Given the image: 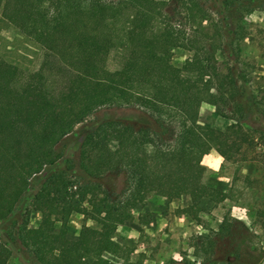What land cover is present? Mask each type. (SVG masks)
Segmentation results:
<instances>
[{
  "label": "trees",
  "instance_id": "trees-1",
  "mask_svg": "<svg viewBox=\"0 0 264 264\" xmlns=\"http://www.w3.org/2000/svg\"><path fill=\"white\" fill-rule=\"evenodd\" d=\"M255 8L264 0H0L2 19L50 59L24 72L0 57V264H89L91 250L124 259L115 230L153 193L188 196L193 218L203 199H228L202 160L257 162L247 151L264 145V98L240 68ZM117 48L127 58L110 71ZM175 48L191 51L182 67ZM199 103L228 128L198 124ZM74 213L99 228L70 239Z\"/></svg>",
  "mask_w": 264,
  "mask_h": 264
},
{
  "label": "rangeland",
  "instance_id": "rangeland-1",
  "mask_svg": "<svg viewBox=\"0 0 264 264\" xmlns=\"http://www.w3.org/2000/svg\"><path fill=\"white\" fill-rule=\"evenodd\" d=\"M195 14L199 22L202 13L195 11ZM244 20L250 34L242 44L240 68L247 87L260 101L264 98V10L255 8ZM190 56L191 51L175 48L172 63L182 67ZM0 57L24 72H35L50 60L42 48L5 22L1 12ZM126 58L124 48L113 50L107 68L120 70ZM220 60L224 66L232 65L222 57ZM229 111L234 113L232 107ZM261 154L264 156V145L259 143L253 151H247L248 157H256L257 162L223 165L221 175L231 183L224 202L211 204L193 218L183 211L187 208V199L170 201L165 194L155 192L143 205L133 206L132 218L115 230L114 239L126 248V258L106 254L99 259L91 250L84 260L89 264H264V158ZM245 163L252 164L253 169L245 167ZM211 175L206 173V182ZM39 224L40 214L34 211L28 226L36 230ZM84 225L99 228L83 215L72 214L68 237L76 240ZM60 227L56 225V232ZM8 264L21 263L12 258Z\"/></svg>",
  "mask_w": 264,
  "mask_h": 264
},
{
  "label": "crops",
  "instance_id": "crops-1",
  "mask_svg": "<svg viewBox=\"0 0 264 264\" xmlns=\"http://www.w3.org/2000/svg\"><path fill=\"white\" fill-rule=\"evenodd\" d=\"M195 121L198 124L208 126L219 131H225L231 124L230 120L223 118L217 114L214 106L206 103L198 104L196 109ZM225 163L227 162H225L224 159L216 151H211L209 154L205 155L202 160V165L207 168V172L213 173V176L211 175V177L207 178V185L228 193L229 189L231 188L230 179H227L226 177L221 175V169L223 168V165ZM245 167L253 169L254 166L252 164H246ZM250 173L251 172H247V174ZM182 199H187V206L191 204L190 198L188 196H184L183 198L176 200ZM211 204L213 205L215 203L209 199H203L200 203V207L201 209H204L208 206L211 207ZM186 216L188 217L187 214Z\"/></svg>",
  "mask_w": 264,
  "mask_h": 264
}]
</instances>
